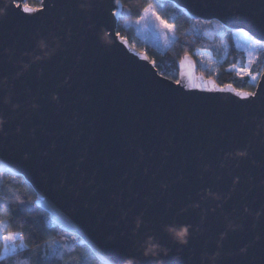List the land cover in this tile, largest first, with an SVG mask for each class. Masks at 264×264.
<instances>
[{
	"label": "water",
	"instance_id": "95a60500",
	"mask_svg": "<svg viewBox=\"0 0 264 264\" xmlns=\"http://www.w3.org/2000/svg\"><path fill=\"white\" fill-rule=\"evenodd\" d=\"M156 1L264 45V0ZM41 4L0 14V173L101 264H264V70L245 100L186 55L177 84L121 0Z\"/></svg>",
	"mask_w": 264,
	"mask_h": 264
},
{
	"label": "trees",
	"instance_id": "16d2710c",
	"mask_svg": "<svg viewBox=\"0 0 264 264\" xmlns=\"http://www.w3.org/2000/svg\"><path fill=\"white\" fill-rule=\"evenodd\" d=\"M28 2L39 6L41 0ZM121 3L123 13L117 34L126 39L132 48L145 53L162 77L176 82L177 64L184 56L194 59L195 52H210L221 62L217 73L212 75L197 66L199 74L213 79L221 87L231 85L238 91H255L256 84L229 71L234 67L243 69L246 62L244 54L234 47L232 32L216 22L193 21L169 3L156 0H121ZM149 8L161 21L174 28L175 40L166 52H160L151 45H141L135 36L133 24ZM263 70L264 55H261L252 74L257 75ZM36 202L35 193L22 178L0 173V223H4L0 236L19 235L24 246L16 253L0 258V264H101L76 236L57 228L48 214L36 206Z\"/></svg>",
	"mask_w": 264,
	"mask_h": 264
},
{
	"label": "rangeland",
	"instance_id": "374dc122",
	"mask_svg": "<svg viewBox=\"0 0 264 264\" xmlns=\"http://www.w3.org/2000/svg\"><path fill=\"white\" fill-rule=\"evenodd\" d=\"M133 29L137 40H139V42L137 41L138 43L147 46L151 45L160 52H166L175 40L174 28H166L151 8H149L147 12L145 11L140 20L133 24ZM232 33L234 47L238 52L244 54L246 62L243 69L234 67L229 71L234 73L238 78H248L250 82L255 85L261 73L253 75L252 70H254V66L257 64L259 57L264 55V45L253 41L243 32ZM223 46H225L224 43ZM193 56L194 61H196V66H198L201 71L211 73L212 75L217 73L218 66L221 62L216 60L210 52H195ZM253 77H255V79H253ZM3 227L4 223H0V229ZM4 236H14V238L5 240L2 238ZM4 236H0V258L10 256L24 248L20 242L19 235Z\"/></svg>",
	"mask_w": 264,
	"mask_h": 264
},
{
	"label": "snow or ice",
	"instance_id": "6c2138e0",
	"mask_svg": "<svg viewBox=\"0 0 264 264\" xmlns=\"http://www.w3.org/2000/svg\"><path fill=\"white\" fill-rule=\"evenodd\" d=\"M9 7L18 8L20 9L22 13L29 14V15H32L35 13H42L45 10V6L43 4L39 6H33L32 4L28 2V0H12L11 5H5L3 8H0V14H6ZM145 11L147 12L148 9H145ZM161 23H163L165 27L168 29H171L173 27L172 25H169L164 21H161ZM253 79H255V77H253ZM176 83L180 84V81H176ZM221 91L223 90L221 89ZM236 94L242 96V98L245 100H248L249 98H254L256 96V93H243V94L236 93ZM2 238L5 240H9V239H13L14 236H4Z\"/></svg>",
	"mask_w": 264,
	"mask_h": 264
}]
</instances>
